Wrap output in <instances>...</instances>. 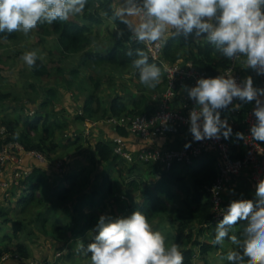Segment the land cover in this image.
<instances>
[{"label": "trees", "instance_id": "obj_1", "mask_svg": "<svg viewBox=\"0 0 264 264\" xmlns=\"http://www.w3.org/2000/svg\"><path fill=\"white\" fill-rule=\"evenodd\" d=\"M199 1L183 0L182 4L189 10L199 6ZM119 7L118 0H66L65 2L64 0H54L48 7V17L45 19L39 8L35 12L32 6L26 2L0 0V39L15 34L18 25L24 19L32 17L41 32L47 35H56L63 58H79L75 68L68 72H61L64 75L67 73L64 82L69 88H66L68 91L73 88L81 92L87 90L89 92L80 107L82 114L79 113L78 108L73 120L74 128L70 129V135H68L70 137L62 142V146L67 142L65 147L63 146L64 149L77 146L76 150L81 149L84 154L85 152L91 153L92 170L109 164L107 171L112 168L119 174L118 177H113L111 173L106 174L102 169L92 177V181L90 175L89 185L97 186L90 192L87 189L86 192L101 194L100 201L98 202L94 195L90 200L83 197L80 201L82 205L76 204L74 208L79 210V213H74V215L69 212L71 203L69 194L73 191L74 185L75 187L77 185V176L73 173L61 175V180L71 182V186L65 185L62 192L54 190L51 191L53 194L49 195L61 203L67 220L66 222L59 220L53 222L49 218L51 206L48 203L49 198H47V192H50L47 185L52 179L51 173L54 170L53 167L44 170L38 163L32 168V175L23 181V185L28 187H25V193L20 197L19 202L22 206L18 214L13 215L7 210L11 203L7 198L5 199L3 191L1 192L0 198L7 202L4 203V207L0 208V219L5 224H9L11 231L5 234L2 239L5 246H1L0 242V260L2 262V258L7 255L8 259L12 257L11 259L16 261V264L19 261L15 257L16 254L22 258L20 262L33 258L31 246L20 242L18 238L19 233L29 225L24 218H21V215L24 212L26 214L32 205H38L41 210L42 207H45L48 215L45 210L40 211L37 218L32 221L41 223L43 229H46L47 222L51 221L56 238L53 239L54 242L52 239L49 242L56 243L57 249L64 250L71 238L79 239L84 235L82 232V229H85L84 226L80 230H76L78 223H74V219H78L80 215L84 214L85 216V210L81 208H84L86 204L89 207L90 205L95 206V208L97 205L98 208L106 210L103 216L109 214L107 209H110V205L113 203L111 202L112 195L115 192L117 198L112 207L120 208L122 213L131 210L134 219L137 218V225L151 226L152 224L161 230L159 232L152 231V228L149 229L153 242L145 249L143 258L136 257V245L131 241V237L127 238L122 233H116V224L110 223L108 226H104L106 221H103L101 226L93 227V217L88 220V225H91L90 238L84 242L81 251L71 250L67 252V256L92 259L98 251L108 248L119 258L129 261L143 260L144 262V259L148 258L150 263H154L159 257L171 256L172 264H195L197 255L208 259V256L213 257L218 250H221V243L216 241V238L212 240L209 235L205 237V232L208 234L207 232L211 233L214 229L213 226L206 227V224L212 219L213 210L209 188L219 176V158L214 152H205L190 165L175 162L167 170L159 164L132 163L116 156L114 141L112 139L105 140L99 136V131H104V127L100 125L88 135L76 127L78 123H86L87 119L100 121L112 116L151 112L150 95L144 87L141 88V93H136L130 98L120 92L107 95L108 92L105 91L103 94L105 71L111 80L112 86H109V89L114 88L115 82L112 69L134 74L138 84L141 80L148 79L150 75L154 74L161 82L160 84L157 82L159 91L163 90L167 83L163 65L150 58L147 47L134 39L133 26L120 12L121 8L119 9ZM72 15L79 16V19L77 17L74 19ZM243 15L264 19V0H245V3L240 5L237 14H234L229 6L223 10H216L211 18V23L214 25L212 31L215 34L213 39L195 35L196 24L200 21L199 14L195 13L185 17L181 23L183 36L178 41H175L173 37L164 41V57L171 62L183 59L186 63H192L210 74L224 71L230 65L227 48L229 40L226 30ZM105 24L106 28L103 27ZM102 27L105 29L104 36L107 41L104 47L100 46L98 49L95 43L99 35L98 30L103 29ZM30 71L36 80L50 76L48 65L41 59L31 63ZM85 73L87 77L84 75ZM83 77L89 79L91 87L78 85ZM245 80L247 81L246 78ZM162 84L163 86H161ZM29 88L40 93L35 83L31 84ZM57 91L54 88H48L45 97L39 96L38 107L32 116L28 115L23 120L16 118L3 120L8 128L10 140L20 141L26 149L40 150L50 158L60 150L61 144L57 142L59 140L57 138L62 131L67 130L64 112L65 110L69 112V110L65 105L57 107ZM81 92L80 94H82ZM60 93L64 94L63 91ZM9 96L8 93L0 92V101H5ZM241 103L242 108L236 119L230 117L229 111L224 108L216 110L221 122L214 118L209 119L212 125L216 129H221L224 137L231 142L234 156L238 158L244 157L246 154L242 147L245 129L243 121L252 107V101L249 99L243 98ZM69 113L72 114L71 111ZM58 117L61 120L57 119ZM104 125L115 129L117 135L126 137L130 133L122 127L106 123ZM258 139L264 144V120L258 132ZM77 158L78 156L75 159L72 158L71 162H63L64 167L70 169V165ZM107 177H109L108 180L113 179L109 182L108 195L106 196L100 188L106 186ZM97 181H101V183H97ZM45 186L47 189L43 190ZM107 198L110 201H107ZM86 200H88L87 203ZM245 201L250 200L245 199ZM70 217H74V219ZM100 217L97 216V220ZM121 217L125 218L122 214ZM229 220H231L230 225L238 226V228L232 244V256L227 264H264V250L259 251L260 249L258 250L253 245L255 240L264 244L262 232L264 219H257L256 213L250 207L246 214ZM202 236L205 238L204 240L200 239ZM44 260L45 264H55L48 258H44Z\"/></svg>", "mask_w": 264, "mask_h": 264}, {"label": "built area", "instance_id": "obj_2", "mask_svg": "<svg viewBox=\"0 0 264 264\" xmlns=\"http://www.w3.org/2000/svg\"><path fill=\"white\" fill-rule=\"evenodd\" d=\"M125 10L127 19L135 26L134 39L147 47L150 58L163 65L167 83L164 89L154 93L153 100L158 102L155 110L138 114L107 117L100 121L87 119L90 129L101 123L125 128L133 136L143 141V146L131 151L126 138L114 137V154L127 162L155 163L169 170L173 163L193 164L205 152H214L219 158V176L210 186L213 205L212 219L206 227L220 224L227 218L242 216L248 208L256 213L257 219H264V144L258 139V132L264 120V19L241 16L243 29L252 35L253 51L236 40L227 43L230 65L224 71L210 74L184 60L171 62L164 53V41L155 36L156 20L168 16L174 22H182L193 9H187L183 0H118ZM248 54L263 83V90L258 91L247 82L238 69L239 62ZM252 101L245 120L242 147L244 157H235L232 144L208 119L209 112L215 109V120L221 122L217 109H227L230 117L236 119L242 108V99ZM81 107V106H80ZM32 110L30 114H34ZM82 114V108H79ZM234 124V121H233ZM190 133V142L181 148L163 150L151 142L166 139L183 131ZM48 163L45 156L28 150L20 141L9 139L6 126L0 128V191L6 193L14 184L20 185L21 179L30 177L32 169L24 166V156ZM63 164V161H62ZM6 170L10 175H6ZM245 173L249 181L262 194L263 202H248L237 194L229 195V187L235 176ZM8 195V194H7ZM264 236V229L262 230ZM62 255V253H58ZM17 264H45L33 259ZM59 257V256H58ZM9 256L3 257L7 261Z\"/></svg>", "mask_w": 264, "mask_h": 264}, {"label": "rangeland", "instance_id": "obj_3", "mask_svg": "<svg viewBox=\"0 0 264 264\" xmlns=\"http://www.w3.org/2000/svg\"><path fill=\"white\" fill-rule=\"evenodd\" d=\"M17 1H23L28 3L35 12H37V8H39L44 18L46 19L48 17V7L54 0H17ZM32 1V2H31ZM66 0H64L65 2ZM231 0H225L223 3L227 4ZM245 3V0L242 1ZM120 3V2H119ZM222 3V4H223ZM242 3V4H243ZM39 7H38V6ZM228 5V4H227ZM222 6V5H221ZM223 7H225L223 5ZM195 14V13H193ZM192 14V15H193ZM198 14V12L196 13ZM191 16V15H190ZM74 19L76 17L79 19V16L72 15ZM200 19V18H199ZM181 24L182 22H177ZM207 27H197L195 30V35L197 37L202 38H208L213 39L215 37L214 32L212 31V28L214 29V25L212 23L207 24ZM198 26V24H196ZM106 28V24L103 26ZM102 27V28H103ZM99 29L98 30V39L96 40L95 46L99 49L100 46L104 47L106 40V36H104L105 29ZM98 29V28H97ZM182 32L176 34V36L173 37L175 41H178L180 37H182ZM252 37V35H251ZM37 59H41L44 63H46L50 69V76H45L43 78H40L39 80H36L31 75L30 67L31 63L34 62ZM79 58L78 57H72V58H63L61 55V52L59 50V46L57 44V38L56 35H47L46 33H43L39 30V26L36 23L35 20L32 19V17H28L23 20L20 25L15 29V34L12 36L2 38L0 39V92L2 93H8L10 96L5 101H0V128L2 126H6L5 123H3V120L5 118H11V119H21L23 120L28 115L32 116L33 114H30L32 110H35L38 107V101L39 96H46V90L48 88H54L55 90H58V97H57V107L60 105H65L66 108L71 111L72 114H70L68 111L65 110V119H66V129L65 131H62L61 134L58 136L57 142L61 144L60 150H58L55 154L51 156V158L44 152L40 150H36L40 153H42L46 159H48V163L54 165L51 176L52 179L49 180V191L47 192V198H49L48 203L51 206L50 207V215L49 218L51 220L60 222H66L67 219H65L64 216V208L61 207V203L57 202L56 199L51 198L49 194L51 191L58 190L62 192L65 189V185L71 186V182H67V180H61V175H66L69 173H73L75 176H77V185L73 191L69 194V212L79 213V210H75L76 204L78 206L82 205L80 202L83 197H87V199L90 200L91 196L94 195V198L99 202L101 198V194H91L89 193L92 189H95V186H90V175H91V181L92 177L95 176L96 173H98L99 170H104V172L107 174L111 173L113 177H118L119 174L115 171L109 170L107 171V167L109 164H105L103 166H100L98 169H93V164L90 162L91 153L88 152L82 153L81 149H77V146H72L68 149H64L65 145L62 146V142H65L67 140L68 135H70V129L74 128L73 120L75 119L74 116L76 112H78V108L83 105L84 100L86 96L88 95V90L81 92L80 90H75L73 88H70V91L66 85H65V78L67 73L64 75L61 71L68 72L69 70L75 68L78 64ZM112 76H114V88L109 89V86L111 85V80L109 79L108 73L106 71L104 72V85L102 92L104 94L105 91H107V95L110 93L118 94L119 92L126 97L130 98V96L135 95L136 93H141V88H145L147 93L150 96H153L156 90H158L157 86V80L155 75H150L148 79H145L142 83H139L136 85V79L134 74L131 73H123V71H117L112 69ZM110 73V72H109ZM86 76V73L84 74ZM111 76V77H112ZM87 77V76H86ZM83 80L78 82L79 86H90V81L88 78H82ZM81 80V79H80ZM38 88L40 93H36V91H33L29 86L31 84H34ZM140 84H142L140 86ZM116 85V86H115ZM61 88V89H60ZM67 88V89H66ZM79 89V88H78ZM61 91L64 92V94L60 93ZM80 92L82 94H80ZM71 108V109H70ZM75 108V109H74ZM155 110V109H153ZM214 118L215 119V113H209L208 119ZM59 119V117L57 118ZM61 120V118L59 119ZM101 123V122H100ZM82 124V123H81ZM103 125V123H101ZM83 125V124H82ZM97 129V127H93V129H90L92 132L93 130ZM91 133V132H90ZM85 134L88 135L89 133L85 131ZM65 137V139H64ZM63 140V141H62ZM85 142V141H84ZM84 151V150H83ZM82 155V156H80ZM78 158L72 162L71 159L75 157ZM80 156V157H79ZM63 162H69L70 169L65 168L62 164ZM122 166V165H121ZM93 171V172H92ZM92 172V174H91ZM109 177L106 178V186H102L100 189L104 193V195H108V185L110 180H108ZM25 179H21L20 185H12L5 195V199L7 198L11 204H9L8 209L13 215L18 214V211L21 210V202H19L20 197L23 193H25V187L23 185V181ZM97 183H101L97 181ZM47 186L43 190L47 189ZM60 187V188H59ZM89 190V192L86 190ZM77 190V191H76ZM70 192V191H68ZM67 192V193H68ZM66 193V194H67ZM8 194V195H7ZM91 194V195H90ZM46 198V197H45ZM116 192L112 195V204L116 202ZM108 199V198H107ZM104 201V199H103ZM107 201H110L109 199ZM7 202V200H3L0 198V208L4 207V203ZM88 200H86V203ZM6 204V203H5ZM112 204L110 205V209H107L109 211V214H105L103 216V213L106 212L105 209H100L95 206L90 205L87 206V204L84 206V208H81L82 210H85V216L80 215L78 219H74V217H70L74 219V223H78L76 227H78L76 230H80L83 226L85 229H82V232L84 235L77 238H71L68 241V247H66L64 250L57 249L56 243L52 245H48L47 242L52 239V242H54L53 239L56 238V235H54V231L51 225V221L47 222L46 229H43L41 227V223L34 222L35 218H37V215L40 211H46L45 207L41 208L38 205H32L30 209L27 210V213L25 212L21 215V218H24L28 223V227L24 228V231H21L18 235V238L20 242L26 243L27 245L31 246V254L33 259L42 260L45 262L44 258H48L50 260H53L55 264H172V257L171 256H165V257H159L154 263H150L148 258L138 261H129L124 260L122 258H119V256L109 251L108 248L105 250L98 251L96 255L92 258H85V257H75V256H67V252L71 250H82L81 247L83 246L84 242L90 238L89 231L91 229V225H88L89 219L92 217L93 221V227L101 226L103 221H106L104 223V226H108L110 223L112 225L116 224L117 229L116 233H122L125 237H131V241L135 243L136 245V257L143 258L144 251L146 248L149 247L151 242H153V239L151 236V231L149 230L152 228V231H161L160 228H158L156 225L147 226V225H137V218L134 219V216L131 213V210L122 213L120 211V208L118 207H112ZM112 211V213H110ZM121 214L125 216V218L122 219ZM12 215V216H13ZM48 215V212L47 214ZM77 216V215H76ZM83 216V217H82ZM97 216H101L97 220ZM120 216V217H119ZM119 217V218H118ZM125 220V221H124ZM124 221V222H121ZM101 223V224H100ZM225 223V224H223ZM100 224V225H99ZM231 220L225 219L220 224H217L214 226L213 231L205 232L206 235L210 236L213 240L216 238V241L221 243V250H218L217 253L214 255L212 253L213 257L208 256V259H203L200 255L196 257L195 264H227L232 256V243L235 238V232L238 228V226H232ZM10 231L9 224H5L2 219H0V242L1 246H5L3 244L2 239L5 236V234H8ZM78 232V231H77ZM201 240H204L205 238L202 236L200 237ZM255 240L253 242V245L255 248H257L259 251L264 250V244L259 241ZM219 243V244H220ZM75 251V250H74ZM77 251V252H80ZM58 253H62V255H58ZM82 253V252H81ZM59 256V257H58ZM7 257V256H6ZM11 257V256H10ZM12 258V257H11ZM8 259L7 262H9L12 259ZM3 259V258H2ZM5 261L0 260V264H5ZM9 264V263H8Z\"/></svg>", "mask_w": 264, "mask_h": 264}, {"label": "crops", "instance_id": "obj_4", "mask_svg": "<svg viewBox=\"0 0 264 264\" xmlns=\"http://www.w3.org/2000/svg\"><path fill=\"white\" fill-rule=\"evenodd\" d=\"M224 1L225 0H200L199 1L200 5L193 9V13L198 12V14L200 15V17H199L200 21L198 23V26H196V29H197V27H200L202 29H203V27H207L208 26L207 24L211 23V18L213 17L214 12L216 10H223L229 6L231 8V10L233 11V13L237 14L243 0H231V1L227 2L228 5L223 3ZM223 5L225 7H223ZM118 6H120L119 9L121 8L120 12L127 18L125 10L123 8V5L121 3H119V1H118ZM188 16H190V15H188ZM237 20L238 21H236L235 24H231V26H229V29L226 30V33L228 35V40L229 41L230 40H236L240 44L245 45L250 50L253 46L252 37L241 26V18L239 17ZM131 25L133 26V29L135 31L136 30L135 26L132 23H131ZM155 25H156L155 36L157 35V37L161 38L163 41L176 36V34L182 32V30H183L182 29L183 27L181 24L172 21L166 15L160 16L156 20ZM180 60H183V59H180ZM238 69L241 71L243 76L247 79V81L252 86H254L258 91L263 90V83L261 82V80L258 76V72H257L256 68L254 67L253 62L250 60L248 54H246L244 56V58L239 62ZM156 79H157V82L160 84L161 82H159L158 78H156ZM143 81H145V79L141 80L140 83ZM137 84H138V80H136V85ZM161 86H163V84ZM157 92H159V90H156L155 93H157ZM137 94H139V93H137ZM150 105H151L150 106L151 111L153 109H156V107L158 106V102H155L153 100V96H150ZM214 111H215V109L212 107L209 113H214ZM79 124H81V123H78L76 126L78 129H79V127H78ZM104 124L105 123H103V126L101 123L99 124L101 127H104V131H101V130L99 131L100 132L99 136L105 140H111V139L113 140L114 137L117 136L116 130L111 128V127H108ZM125 138L128 142V147L131 151H136L138 148H141L143 146L144 142L141 141L139 138L133 136L131 133H129V135L126 136ZM189 142H190V133L188 130H185L176 136L168 137L166 139H155L151 143L154 146H157L159 148H162L163 150H166L169 148H181L183 146H186ZM38 163H39V166L44 168V170H48V168H50V167L52 168V166L54 167V165H52V164L50 165V163H47V164L46 163H40L35 158H30L29 156H26V155L24 156V166L27 169H32L33 167L38 165ZM5 173L7 176L10 175V171H8V170H6ZM228 191H229V193H228L229 195L237 194L241 198L250 200L249 202H258V203L263 202L262 194L255 188L253 183L249 181V178L245 173L241 174L240 176H235L233 178V183L229 187ZM1 192L2 191H0V195L2 194ZM223 224H225V223H223ZM47 243L49 246L52 245V243H50V242H47ZM66 247H68V245ZM8 263L9 264H16V261H13V260H10L9 262L6 261L5 264H8Z\"/></svg>", "mask_w": 264, "mask_h": 264}, {"label": "water", "instance_id": "obj_5", "mask_svg": "<svg viewBox=\"0 0 264 264\" xmlns=\"http://www.w3.org/2000/svg\"><path fill=\"white\" fill-rule=\"evenodd\" d=\"M78 127H79V129L81 131H85L86 130V126L85 125L79 124Z\"/></svg>", "mask_w": 264, "mask_h": 264}, {"label": "clouds", "instance_id": "obj_6", "mask_svg": "<svg viewBox=\"0 0 264 264\" xmlns=\"http://www.w3.org/2000/svg\"><path fill=\"white\" fill-rule=\"evenodd\" d=\"M244 199V198H243ZM249 202V201H248ZM227 219H231V218H227ZM215 225H213V227H214Z\"/></svg>", "mask_w": 264, "mask_h": 264}]
</instances>
